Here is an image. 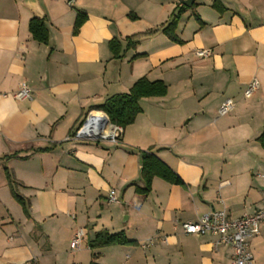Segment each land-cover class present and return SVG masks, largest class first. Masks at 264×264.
Segmentation results:
<instances>
[{
  "label": "crops",
  "instance_id": "0c3cea01",
  "mask_svg": "<svg viewBox=\"0 0 264 264\" xmlns=\"http://www.w3.org/2000/svg\"><path fill=\"white\" fill-rule=\"evenodd\" d=\"M212 1L195 0L181 15L182 43L157 31L127 48L125 37L158 29L180 0H0V264H90L92 254L98 264H231L230 247L214 246L213 235L175 228L212 208L236 218L264 202V0H219L222 12ZM78 11L86 16L73 34ZM33 17L44 20L47 43L32 38ZM200 48L212 55L195 56ZM140 77L163 81L166 93L141 98L117 142L67 139L102 113L92 107ZM253 78L259 87L243 98ZM22 83L30 96L19 99ZM225 98L234 106L218 116ZM99 124L87 132L111 131ZM149 147L185 187L155 176L148 194L136 192L139 151ZM111 189L117 202H108ZM101 232L132 243L90 249ZM249 246L252 264H264V223Z\"/></svg>",
  "mask_w": 264,
  "mask_h": 264
},
{
  "label": "trees",
  "instance_id": "16d2710c",
  "mask_svg": "<svg viewBox=\"0 0 264 264\" xmlns=\"http://www.w3.org/2000/svg\"><path fill=\"white\" fill-rule=\"evenodd\" d=\"M196 4H193L190 7H186L183 4L177 5L170 18L167 22L162 24L158 29H149L141 33H136L131 36L125 37L127 42V48H134L139 42L140 38L144 36H149L154 34L157 31H161L166 35L171 41L176 43H182V40L176 34V26L181 15L188 8H193ZM211 7L217 12H222L225 10V7L221 4L219 0H213ZM85 14L81 12L76 13V18L73 25L72 33L76 34L82 22L84 21ZM130 17H133L130 15ZM196 19L199 18L196 16ZM28 30L32 38L40 43H47L48 41V30L43 19L33 17L28 22ZM109 48L112 52L114 58L120 57V43L117 38H112L109 41ZM166 93V84L161 80L150 81L146 77H140L137 79L128 92L117 93L105 99V101L97 106L92 107L93 109L100 110L103 114L106 115L107 119L111 124L119 126L121 128L126 127L127 125L134 122L136 116L141 112L139 106V100L144 97H153V96H163ZM84 120H81L76 129H78ZM75 129V128H74ZM71 130V133H74V130ZM257 141L264 148V127L261 134L257 137ZM45 148L44 150H47ZM141 154V168L140 175L143 180L142 187H136V192L140 194H148L151 190L152 178L157 176L167 182L178 184L184 186V183L180 177L164 162L162 161L149 147L147 150H140ZM10 156H17V153H12ZM3 156V158H9ZM4 174L9 185L10 191L13 197L21 204L24 213L27 215L28 207L26 201L17 193L16 191V180L12 176V173L7 167H3ZM132 241L128 240L123 232L110 234L108 232H101L96 234L94 239L88 242L90 249L94 250L109 245L116 244H130ZM96 254H92V261L90 264H98L94 261Z\"/></svg>",
  "mask_w": 264,
  "mask_h": 264
},
{
  "label": "built area",
  "instance_id": "2783aa9c",
  "mask_svg": "<svg viewBox=\"0 0 264 264\" xmlns=\"http://www.w3.org/2000/svg\"><path fill=\"white\" fill-rule=\"evenodd\" d=\"M195 56L206 58L212 55V50L200 48L194 51ZM259 82L256 78L249 81L243 91L242 97L248 98L257 90ZM29 88L22 83L20 89L14 93V97L22 99L30 96ZM234 106L232 98H225L218 107L217 115L223 116L231 111ZM99 129H103L106 125L111 126V131L107 135L95 133L94 135L85 132V122L68 135L67 139H109L112 142H117L122 128L110 123L101 116ZM264 200V193H263ZM108 202H117L115 191L111 189L108 193ZM264 223V202L262 206L251 213H244L239 217L232 218L225 209L212 208L208 212L199 216L195 221H181L175 228H180L181 231L188 235H203L210 234L215 237L214 246L228 245L231 249V264H252L253 256L250 251L249 240L257 232L258 227ZM81 237V232L77 231L70 241V248L74 249ZM151 244L149 240L146 245Z\"/></svg>",
  "mask_w": 264,
  "mask_h": 264
},
{
  "label": "water",
  "instance_id": "95a60500",
  "mask_svg": "<svg viewBox=\"0 0 264 264\" xmlns=\"http://www.w3.org/2000/svg\"><path fill=\"white\" fill-rule=\"evenodd\" d=\"M194 1H195V0H180L181 4H183V5L186 6V7H190V6L193 4ZM100 115H101L102 117H104V118L108 121V119H107V117H106L105 114L100 113ZM94 117H95V115L91 114V115H89V116H87V117L85 118L84 122H85L86 126L89 125V122H90ZM100 119H101V117H100Z\"/></svg>",
  "mask_w": 264,
  "mask_h": 264
},
{
  "label": "bare ground",
  "instance_id": "6f19581e",
  "mask_svg": "<svg viewBox=\"0 0 264 264\" xmlns=\"http://www.w3.org/2000/svg\"><path fill=\"white\" fill-rule=\"evenodd\" d=\"M100 117L101 115L100 114H97L95 115V117L89 122V125H87L85 128H84V131L87 132L88 130H90L92 132V128H93V125L98 121L100 122ZM102 133H106L104 131H102Z\"/></svg>",
  "mask_w": 264,
  "mask_h": 264
}]
</instances>
